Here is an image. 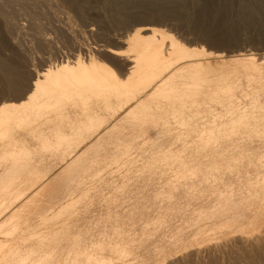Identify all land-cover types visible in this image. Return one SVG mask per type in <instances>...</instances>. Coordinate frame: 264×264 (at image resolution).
Masks as SVG:
<instances>
[{
    "label": "snow or ice",
    "instance_id": "snow-or-ice-1",
    "mask_svg": "<svg viewBox=\"0 0 264 264\" xmlns=\"http://www.w3.org/2000/svg\"><path fill=\"white\" fill-rule=\"evenodd\" d=\"M113 96L122 107L91 113L90 101ZM45 100L56 101L49 115L76 107V120L21 145V132L46 118ZM117 122L127 144L99 145L98 155L115 152L119 162L133 145L152 148L172 170L169 201H191L210 186L217 207L243 222L142 237L120 215L126 186L105 189L104 170L85 166L82 175L98 183L70 215L94 223L65 222L67 258L61 240L45 251L43 233L29 227L49 223L41 191L66 176L74 184L69 152L87 155ZM162 137L169 147L157 151ZM5 143L0 193L25 171L36 179L0 203V264H264V0H0ZM41 155L54 159L50 171L35 169ZM137 175L151 179L148 166Z\"/></svg>",
    "mask_w": 264,
    "mask_h": 264
},
{
    "label": "bare ground",
    "instance_id": "bare-ground-1",
    "mask_svg": "<svg viewBox=\"0 0 264 264\" xmlns=\"http://www.w3.org/2000/svg\"><path fill=\"white\" fill-rule=\"evenodd\" d=\"M45 105V119L35 120V128L22 131L19 136L21 145L26 140L30 141L35 133L52 136L55 135L57 128H69L70 121H75L78 116L76 107L65 110L62 114L47 112L49 103H56L55 100H45L41 102ZM108 107H122V100L113 96L105 101L92 100L89 102V108L93 115L106 111ZM79 115H83V108H80ZM35 119V118H34ZM123 119V118H122ZM60 121L58 124L57 121ZM70 131V129H69ZM129 134L124 131L123 125L117 122L113 129L109 130L106 138L101 137L96 145L87 150V155L81 156L78 150L73 148L69 152L70 168L69 171L76 176L75 183H71L70 177H64L62 182L55 180L49 181L45 189L41 191L39 200L41 201V215L49 218V223L44 227H40L39 223L30 224L29 227L36 232L44 235V250L47 251L55 247L58 240L63 241V247L59 249V254L67 258V252L71 249V245L67 238L63 235L65 222L71 221L73 227L77 229L83 228L87 230V226L94 223V217H74L71 216L72 205L80 200L81 197L89 195V189L94 188L98 182L91 180L90 176L82 175L85 166L91 168H99L104 170L103 184L105 189L115 190L117 187L126 186V199L121 204V217L127 215L129 219L136 225V230L142 237L150 239L157 233H174L176 230H199L212 231L224 226H238L243 222L241 217L237 215H229L227 209L217 207L219 200L212 197V189L206 186L203 195L194 198L191 201H169L166 193L172 191L168 186V180L172 175V170L157 163L152 158L153 149H140L137 145H133L128 152L121 153L122 159L119 162L112 159L116 155L112 152L110 155H98L101 152L99 145L119 144L121 140L127 144ZM150 139H152L150 137ZM161 151L169 147L166 137L160 140ZM7 148V143L0 145V149ZM183 148V145H181ZM73 152H77V158L73 162L71 157ZM94 161V163H93ZM112 164V167H108ZM155 164V168L151 166ZM55 165L52 157L41 155L36 161L35 169H43L50 171ZM149 167L151 179L137 173H142L145 167ZM156 169H159L157 171ZM3 171V169H0ZM36 177L31 172H23L19 177V181L11 193H0V203L11 201L17 191L24 192L31 187ZM55 191L56 195H52ZM149 193L145 196L143 193ZM92 195H95L93 192ZM160 196V200L156 197ZM127 208L125 213L124 208ZM216 209V211H212ZM98 218V214L97 217ZM71 259H75L72 256Z\"/></svg>",
    "mask_w": 264,
    "mask_h": 264
}]
</instances>
